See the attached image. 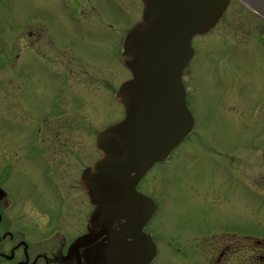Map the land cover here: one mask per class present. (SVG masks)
Instances as JSON below:
<instances>
[{"label":"rangeland","instance_id":"374dc122","mask_svg":"<svg viewBox=\"0 0 264 264\" xmlns=\"http://www.w3.org/2000/svg\"><path fill=\"white\" fill-rule=\"evenodd\" d=\"M63 2L0 0V126H7L0 127V141L22 129L26 139L37 126L46 146L51 137H69L75 170L91 165L96 135L121 116L115 91L130 75L119 61L120 35L138 20L141 5L72 0L64 9ZM229 6L221 22L196 40L198 55L184 78L193 134L154 165L141 186L157 205L147 229L158 248L151 264H197L204 257L192 235L197 222L239 226L242 208L251 207L250 217L264 208V122H258L264 107L258 121L250 111L264 92V22L234 0ZM14 151L0 150V166ZM26 178L31 187L32 174ZM15 181L16 174L12 189ZM195 188L222 201L202 204ZM248 228L258 230L252 223Z\"/></svg>","mask_w":264,"mask_h":264},{"label":"water","instance_id":"95a60500","mask_svg":"<svg viewBox=\"0 0 264 264\" xmlns=\"http://www.w3.org/2000/svg\"><path fill=\"white\" fill-rule=\"evenodd\" d=\"M231 0H141L140 20L127 33L120 55L130 79L115 98L123 119L100 131V155L82 176L94 206V229L70 247H85L87 264H151L156 247L142 232L156 210L153 200L137 192L138 182L170 153L194 127L186 102L183 73L194 51L192 39L210 31ZM264 20V0H236ZM125 220L113 230V223Z\"/></svg>","mask_w":264,"mask_h":264},{"label":"flooded vegetation","instance_id":"af4514ba","mask_svg":"<svg viewBox=\"0 0 264 264\" xmlns=\"http://www.w3.org/2000/svg\"><path fill=\"white\" fill-rule=\"evenodd\" d=\"M70 1L72 0H64L62 3L64 9L68 8ZM140 5L141 10L138 20L142 13L141 0ZM229 7L224 15L228 12ZM71 14L74 16L76 13ZM224 15L218 24L224 18ZM138 20L134 19L130 27L124 30L120 35V40H123L129 29ZM202 36H196L192 39L191 45L194 54L188 67L198 55L195 42ZM188 67L184 70L183 82L184 78L188 76ZM228 85L231 88L232 83L230 82ZM185 90L189 108L188 95L190 91L186 86ZM237 91L238 88L234 92ZM233 94L232 96L229 95L230 99ZM263 101L264 92L261 101L255 102L254 107L250 110L251 115L256 116V119L252 120H259L257 116L262 111L261 108L264 107ZM218 104L217 107L222 109V102ZM240 106L242 108L243 104H240ZM227 113L230 120H232L231 109L230 113L228 111ZM122 117L123 110L116 122L121 120ZM258 122H264V120L261 119ZM0 127L2 130L6 129L7 126ZM40 128V126L35 127L26 136V139L22 129L21 133H16L13 136L6 135L3 137V141H0L1 152L3 148L8 150L11 146L12 150H15L11 155L13 158L4 161L0 166V264H78L74 256H70L69 261L64 259L65 255L70 247L89 235L88 229H94V225L89 221L94 206L90 204L82 186V176L86 169L92 166L100 157L99 154L96 151L98 155L93 159L91 165L85 163L80 169L74 170L71 162L72 142L70 138H62L60 141V138L57 139L58 137H51L49 145L46 146L45 140H42V129ZM46 151L48 158L45 156ZM2 156L5 160L4 156H7V154H2ZM58 157L62 158L58 160ZM85 159L88 161L87 155ZM225 159L227 160V158ZM14 174H16V181L15 187L12 189L9 182ZM29 174H32V183L31 187H26L27 178L23 179L24 175ZM146 175L138 182L136 190L152 200L141 187ZM239 175L248 187L244 174L239 172ZM261 185H264V183ZM253 186L257 189L260 185ZM194 196L202 204L208 202L210 205L216 206L222 201V196L219 194L214 195L208 189L199 191L195 188ZM249 209H251L249 205L242 208V218L239 226L218 223L211 226H202L197 222V230L192 231V235L197 241L195 247L198 254L204 256L199 258L197 264H264V234L259 232L264 227V208L261 205L256 209V212L253 211L252 217H250ZM156 211L157 205L154 214ZM154 214L142 229V232L148 235L153 242L152 234L147 229ZM249 218H252V221ZM248 223L255 224L258 230L252 232L248 228ZM124 224L125 220L113 223V230H117V227ZM156 249L158 254L157 246ZM78 257L79 262L87 264L84 246L78 249Z\"/></svg>","mask_w":264,"mask_h":264},{"label":"bare ground","instance_id":"6f19581e","mask_svg":"<svg viewBox=\"0 0 264 264\" xmlns=\"http://www.w3.org/2000/svg\"><path fill=\"white\" fill-rule=\"evenodd\" d=\"M193 134V133H192Z\"/></svg>","mask_w":264,"mask_h":264}]
</instances>
